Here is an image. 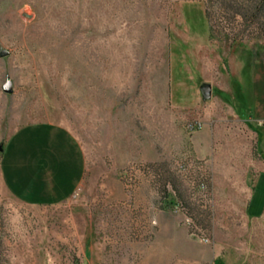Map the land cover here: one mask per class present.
I'll return each mask as SVG.
<instances>
[{"label":"rangeland","instance_id":"obj_1","mask_svg":"<svg viewBox=\"0 0 264 264\" xmlns=\"http://www.w3.org/2000/svg\"><path fill=\"white\" fill-rule=\"evenodd\" d=\"M0 49V152L42 123L84 159L62 204L25 206L0 187V264H152L163 215L185 227L187 264H264L262 226L216 187L257 154L244 120L264 105V0H0Z\"/></svg>","mask_w":264,"mask_h":264},{"label":"crops","instance_id":"obj_2","mask_svg":"<svg viewBox=\"0 0 264 264\" xmlns=\"http://www.w3.org/2000/svg\"><path fill=\"white\" fill-rule=\"evenodd\" d=\"M239 92L237 96L243 100L244 93ZM259 101L264 102L262 96ZM241 110L244 112L243 106ZM244 122L256 134L257 154L250 153L248 162H234L233 167L224 168L216 187L233 191V211L244 214L249 223H259L264 230V105ZM241 155L244 158L246 153H232L233 158ZM83 176L82 152L68 130L60 126L40 123L21 127L0 152V187L25 206L48 207L66 202ZM177 222L165 215L155 221L154 239L147 247L152 264H158L159 257L163 258V264L195 261L196 254L185 227ZM212 264L228 263L216 257Z\"/></svg>","mask_w":264,"mask_h":264},{"label":"water","instance_id":"obj_3","mask_svg":"<svg viewBox=\"0 0 264 264\" xmlns=\"http://www.w3.org/2000/svg\"><path fill=\"white\" fill-rule=\"evenodd\" d=\"M8 56V52L0 49V58ZM198 91L200 94L201 102L206 103L210 101L212 95V88L209 83L202 82L198 86ZM2 92L5 94H11L13 92V85L12 82L6 79L5 83L2 85Z\"/></svg>","mask_w":264,"mask_h":264},{"label":"built area","instance_id":"obj_4","mask_svg":"<svg viewBox=\"0 0 264 264\" xmlns=\"http://www.w3.org/2000/svg\"><path fill=\"white\" fill-rule=\"evenodd\" d=\"M192 129H193V128H191V130H192ZM186 222H187V224H190V223H191V221H190L189 219H187ZM200 241H201V242H205V243L208 242L207 239H206L205 237L200 238Z\"/></svg>","mask_w":264,"mask_h":264}]
</instances>
